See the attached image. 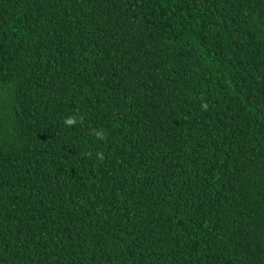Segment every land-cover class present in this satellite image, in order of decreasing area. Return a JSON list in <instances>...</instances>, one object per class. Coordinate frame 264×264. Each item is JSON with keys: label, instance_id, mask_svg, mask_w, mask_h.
Instances as JSON below:
<instances>
[{"label": "trees", "instance_id": "trees-1", "mask_svg": "<svg viewBox=\"0 0 264 264\" xmlns=\"http://www.w3.org/2000/svg\"><path fill=\"white\" fill-rule=\"evenodd\" d=\"M0 264H264V0H0Z\"/></svg>", "mask_w": 264, "mask_h": 264}, {"label": "clouds", "instance_id": "clouds-1", "mask_svg": "<svg viewBox=\"0 0 264 264\" xmlns=\"http://www.w3.org/2000/svg\"><path fill=\"white\" fill-rule=\"evenodd\" d=\"M74 123H75V120L72 117L66 118V120H65V124L68 125V126H72ZM103 158H104L103 154L100 153L99 154V159L103 160Z\"/></svg>", "mask_w": 264, "mask_h": 264}]
</instances>
